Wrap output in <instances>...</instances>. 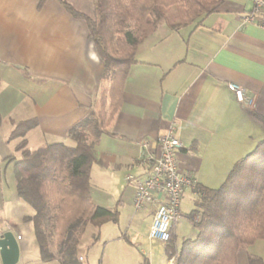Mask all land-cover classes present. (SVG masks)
Segmentation results:
<instances>
[{"label":"crops","instance_id":"1","mask_svg":"<svg viewBox=\"0 0 264 264\" xmlns=\"http://www.w3.org/2000/svg\"><path fill=\"white\" fill-rule=\"evenodd\" d=\"M40 1L0 0V236L11 231L19 246L31 213L17 195L15 161L7 159L19 156L10 134L35 119L28 146L73 142L68 129L95 106L104 69L86 21L60 0ZM251 7V0H225L198 24L173 30L159 23L138 46L111 134L95 145L101 163L94 165L131 184L128 176L144 173L141 141L155 145L173 129L183 143L176 152L180 172L210 188L224 182L264 139V26L241 24ZM231 82L245 88L251 106L237 101ZM147 210L153 215L155 206ZM250 256L264 262V239L241 247L237 264H249Z\"/></svg>","mask_w":264,"mask_h":264},{"label":"trees","instance_id":"2","mask_svg":"<svg viewBox=\"0 0 264 264\" xmlns=\"http://www.w3.org/2000/svg\"><path fill=\"white\" fill-rule=\"evenodd\" d=\"M75 17L86 21L89 35L104 62L95 106L68 129L67 142H52L32 149L26 134L37 125L35 119L19 122L10 140L21 137L15 145L19 156L14 173L19 198L33 213L24 216L33 223L44 260L58 258L61 264H89L79 253L88 225L101 227L118 222V206L95 204L91 195L94 164H100L95 145L105 134L122 105V93L130 68L136 61L139 44L164 21L170 29L200 23L225 0H92L91 13L60 0ZM43 0L40 1V5ZM264 126V116H259ZM195 208L188 219L196 235L187 238L178 249L172 230L165 252L176 264H237L238 250L264 239V139L238 160L224 182L215 188L196 183ZM55 234V249L50 237ZM141 264H149L144 258ZM249 264H264L250 256Z\"/></svg>","mask_w":264,"mask_h":264},{"label":"rangeland","instance_id":"3","mask_svg":"<svg viewBox=\"0 0 264 264\" xmlns=\"http://www.w3.org/2000/svg\"><path fill=\"white\" fill-rule=\"evenodd\" d=\"M69 1L78 10L91 13L93 9L92 0ZM21 140V137H18L13 139V142L18 144ZM57 141L71 143L68 139L43 140L40 143L32 140L29 147L36 149ZM106 174L112 175L111 180L105 179ZM92 179L93 200L108 208L118 206L120 216L118 222H107L101 227L88 225L79 246L81 256L89 264H141L145 257L148 258L149 264H176L177 256L171 259L166 256L165 248L168 242L149 238L153 215L147 209L135 210L132 204L133 184H128L123 174H111L110 170L106 171L97 165L93 166ZM194 200L193 191L186 190L181 203L183 218L176 224L174 236V245L178 249L185 239L195 237L196 228L187 217L195 208ZM22 206L27 213H33L29 204L22 201ZM20 233L23 239L20 241V259L17 264H61L58 258H42L31 221L23 224ZM55 234L53 231L50 237L53 252H56Z\"/></svg>","mask_w":264,"mask_h":264},{"label":"built area","instance_id":"4","mask_svg":"<svg viewBox=\"0 0 264 264\" xmlns=\"http://www.w3.org/2000/svg\"><path fill=\"white\" fill-rule=\"evenodd\" d=\"M252 7L241 18V24L257 23L264 26V0H251ZM238 102L251 106V98L245 88L237 83H229ZM142 155L140 164L144 168L141 176L130 175L128 182L135 186L132 204L135 210H146L154 205L149 238L169 242L172 230L183 218L181 211L182 197L186 190L193 191L196 180L180 172L176 152L183 148L179 137L170 129L159 136L152 145L149 140L141 141ZM195 217L192 222L197 221Z\"/></svg>","mask_w":264,"mask_h":264},{"label":"water","instance_id":"5","mask_svg":"<svg viewBox=\"0 0 264 264\" xmlns=\"http://www.w3.org/2000/svg\"><path fill=\"white\" fill-rule=\"evenodd\" d=\"M0 258L3 264H17L20 259V246L11 231L0 236Z\"/></svg>","mask_w":264,"mask_h":264}]
</instances>
